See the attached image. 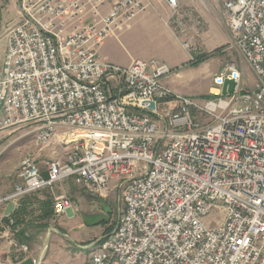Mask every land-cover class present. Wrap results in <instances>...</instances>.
Returning a JSON list of instances; mask_svg holds the SVG:
<instances>
[{"label": "built area", "instance_id": "2783aa9c", "mask_svg": "<svg viewBox=\"0 0 264 264\" xmlns=\"http://www.w3.org/2000/svg\"><path fill=\"white\" fill-rule=\"evenodd\" d=\"M154 1L18 0L19 17L3 34L0 129L30 124L44 146L57 138L70 149L43 169L25 158L13 191L0 189V207L69 178L100 196L117 180L122 208L87 264H264V0H209L257 80L244 88L242 71L228 64L213 78L217 99L204 103L164 83L173 71L163 61L99 58L113 25ZM163 1L168 24L184 32L180 0ZM226 79L235 87L223 95ZM70 207L56 198L57 214ZM213 210L221 217L205 221Z\"/></svg>", "mask_w": 264, "mask_h": 264}, {"label": "crops", "instance_id": "0c3cea01", "mask_svg": "<svg viewBox=\"0 0 264 264\" xmlns=\"http://www.w3.org/2000/svg\"><path fill=\"white\" fill-rule=\"evenodd\" d=\"M202 1L206 8V11H203L204 19L208 22L212 18L214 26L224 30L226 25L222 19L221 5L209 0ZM167 7L169 6L165 1L156 0L150 8L135 15L127 24L123 26L114 24L112 31L98 47L99 58L104 62L121 66H128L137 59H156L165 62L170 67H181V63H185L189 56L194 54L191 50L184 48L182 40L168 24L172 12L170 13ZM226 29L229 36L227 41L230 44L233 36L227 26ZM228 48H233V46L230 44ZM5 50L6 42L0 49V65ZM120 50L123 51L121 55L118 54ZM181 75L183 73L178 71L177 76ZM170 81L168 80L169 84H171ZM243 82L247 83L248 80L243 78ZM212 85L209 84L207 92L209 94L212 92ZM34 159L37 160V158ZM15 184L11 183V186L4 182L0 184V189L4 193H9L13 191ZM60 196L70 199L72 207L57 214L54 205L56 198ZM6 207H0V214L6 215ZM97 207L99 205L93 201L91 192L77 185L72 178L63 180L53 187H45L25 195L17 200L13 210L17 211L16 215L20 221L17 226L10 225L8 220L0 222V260L13 262L14 258L18 259L23 256L24 258L17 263L27 258L36 261L41 255L39 264H46L47 245L46 247L44 245L48 244L54 235L70 239L77 244L78 248L90 250L93 244L105 235V232L87 240L77 235L75 231L87 224L84 217L92 216L93 210ZM67 220L72 223L68 224ZM13 242L26 245L28 250L26 252L19 250Z\"/></svg>", "mask_w": 264, "mask_h": 264}, {"label": "rangeland", "instance_id": "374dc122", "mask_svg": "<svg viewBox=\"0 0 264 264\" xmlns=\"http://www.w3.org/2000/svg\"><path fill=\"white\" fill-rule=\"evenodd\" d=\"M181 6L179 8V16H183V22L186 30L180 31L177 24L172 23L170 27L177 33L182 41L189 44L192 50V56H189L187 61L182 62L181 67H170L172 73L166 76L163 81L166 85L183 96L194 99L199 103H204L211 97L208 92L209 84L213 83L214 76L224 66L234 63L239 70L242 71V85L246 89H253L255 86L256 75L252 70L250 64L243 58L237 51V48H228V30H220L214 26L212 18L210 21L204 19L203 11H206L205 3L202 0H180ZM170 13L171 8L167 7ZM192 12L200 21V24H194L188 18V13ZM90 15V14H89ZM19 17L18 0H0V49L5 43L3 34L7 27L14 23ZM91 19V15L89 17ZM226 41V42H224ZM233 43V42H232ZM216 50V51H215ZM122 50L118 54H122ZM213 52L205 60L193 64L191 60L197 59L198 54ZM4 53V52H3ZM2 56V55H1ZM3 57L0 65V72L3 64ZM183 73L180 77L177 72ZM216 72V73H215ZM243 78L248 80L247 83L243 82ZM168 80L171 84H169ZM213 86V85H212ZM173 104H171V108ZM159 112L165 115L163 107H159ZM196 114L195 111H193ZM33 125H26L19 129L13 128L0 129V184L6 183L7 185L17 184L21 178L18 176L22 161L27 158H37L36 164L43 169L46 161L52 160H65L67 157V150L59 144V140L55 138L49 146H44L37 141L36 132L33 131ZM22 136V137H21ZM41 161V162H40ZM15 184V185H16ZM12 186V185H11ZM15 187V186H14ZM14 189V188H13ZM103 198L109 203L112 212L109 214L110 220L108 222L99 223L96 225L85 224L75 231V233L83 239H91L93 236L105 232L110 226H114L117 222L119 211L122 208V199L118 190V181L113 180L110 184L109 190L101 194ZM99 205V204H98ZM100 207V205H99ZM221 215L217 210H213L205 219L220 218ZM72 221L67 220V223ZM102 235L101 237H103ZM81 240V239H78ZM26 246V245H25ZM91 250V251H90ZM85 248H78L77 244L65 237H58L54 235L47 244L45 251L46 264H87L90 254L93 250ZM22 251V250H21ZM77 259V260H75Z\"/></svg>", "mask_w": 264, "mask_h": 264}, {"label": "water", "instance_id": "95a60500", "mask_svg": "<svg viewBox=\"0 0 264 264\" xmlns=\"http://www.w3.org/2000/svg\"><path fill=\"white\" fill-rule=\"evenodd\" d=\"M235 87V81L231 79H226L225 84L223 86V95H227L229 93H232L234 91ZM154 107V103L151 105ZM93 197V201L97 202L100 207H97L95 210H93V215L88 217L85 216V221L88 225H96L99 223L103 222H108L110 220L109 214H111L112 209L109 205V203L106 201L105 198L102 196L96 194V193H91ZM15 208V203L10 202L7 207L5 214L8 215L10 214ZM47 243H45L44 247H46ZM41 259V255H39L38 260H33L32 258H27L17 264H39V260Z\"/></svg>", "mask_w": 264, "mask_h": 264}, {"label": "trees", "instance_id": "16d2710c", "mask_svg": "<svg viewBox=\"0 0 264 264\" xmlns=\"http://www.w3.org/2000/svg\"><path fill=\"white\" fill-rule=\"evenodd\" d=\"M216 51V50H215ZM213 54V52L211 53V52H208V53H201V54H198V56H197V59L196 58H194V60H191V62L193 63V64H195V63H199V62H201V61H203V60H205L206 58H208L210 55H212ZM210 96H213V95H210ZM17 211H12L11 212V214H10V216H5V217H3V221L5 220V221H7L8 220V223H10V218H13L14 219V224L12 225V226H17V224L20 222L19 220H18V218H17ZM113 228H114V226H110L106 231H105V235L107 234V233H110L112 230H113ZM24 257L22 256V257H19L18 259H15L14 258V261L13 262H15V263H17L19 260H22Z\"/></svg>", "mask_w": 264, "mask_h": 264}]
</instances>
